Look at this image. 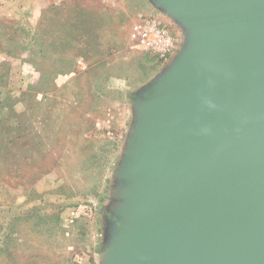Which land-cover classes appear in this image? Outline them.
Returning a JSON list of instances; mask_svg holds the SVG:
<instances>
[{"label": "rangeland", "instance_id": "1", "mask_svg": "<svg viewBox=\"0 0 264 264\" xmlns=\"http://www.w3.org/2000/svg\"><path fill=\"white\" fill-rule=\"evenodd\" d=\"M52 9L57 38L40 44ZM186 37L151 0H0V105L14 111L5 127L21 126L12 155L0 148V247L17 231L21 245L0 264H106L136 100Z\"/></svg>", "mask_w": 264, "mask_h": 264}, {"label": "water", "instance_id": "2", "mask_svg": "<svg viewBox=\"0 0 264 264\" xmlns=\"http://www.w3.org/2000/svg\"><path fill=\"white\" fill-rule=\"evenodd\" d=\"M187 33L136 100L106 264H264V0H151Z\"/></svg>", "mask_w": 264, "mask_h": 264}, {"label": "trees", "instance_id": "3", "mask_svg": "<svg viewBox=\"0 0 264 264\" xmlns=\"http://www.w3.org/2000/svg\"><path fill=\"white\" fill-rule=\"evenodd\" d=\"M50 11L51 10H49V12ZM45 13L46 12L43 10V12L41 14V18L44 20L43 23H42V26L44 27L42 30H44V31H40V34L41 35L39 37L37 36V39H40V44H42V40L44 39V40H46V43L48 45H50L57 38L56 27L59 26L60 24L58 25L57 21L52 20L53 19V15H54V9H52L51 14H50L51 16L48 17V18H45L44 17L45 16ZM45 20H46V22H45ZM14 27H15V25L14 24H11V26L8 27V29L12 30ZM13 32H15V31H13ZM14 36L16 37L15 34H14ZM15 37H14V40H15ZM62 39H63L62 40V44L63 45H66V43H68L67 42L66 35H64ZM0 53L3 54V52H0ZM37 53H40V52L33 51V55H35ZM54 54L55 53H53L51 51L50 52L48 51V52H45V53L43 52L42 53V56H44V57H42V58L43 59L44 58L48 59V58H50V56H53ZM66 54H68V53H66L65 51H63L62 56H65ZM7 68L8 67L6 66L5 63H3L0 66V82L1 81L4 82L3 77H5L6 72H8L7 71ZM46 79L47 80L50 79V76L49 75L48 76L46 75ZM54 87H56V86L53 84V85L49 86V89H52ZM3 108H6L7 109L6 112L8 114L7 116H9V119L14 117L13 116L14 111L11 110L10 106L7 107V105L6 106L0 105V124H1L0 125V144H2L3 142H5L7 144V145L6 144L0 145L1 146L0 148L2 149L1 150L2 153H6L5 151L7 149L8 152H9L8 155L9 154L12 155L11 149L9 148V146H10L9 143H11V141L12 142H19V140L21 139V126H20L19 123H17V124H15V126L11 125L10 127H5L6 126L5 124L8 121V118H7V116H6V118H3V115H2L3 114L2 110H4ZM40 145L42 146V143H40ZM48 150L49 149H43L42 148V151L45 154L48 152ZM6 163H8V162H6ZM8 165L9 166H13L14 165V167H13L14 172H18V176H19V174H21V168H18L19 166H16V164H11V163L10 164L8 163ZM30 169H32V168H30ZM44 169L45 168H39L38 169L40 171V174H44V173H47L48 172V170L45 172ZM21 176H22V174H21ZM27 216L28 215H21L20 214L17 220L18 221L24 220V219L27 218ZM30 217H35V216L33 215V216H30ZM12 224H14V227L17 226L16 223H14V222ZM11 231L13 232V230H11ZM17 234H19L18 231H17V233H16L15 236H12V233L11 234L9 233V235L6 236V242L4 243V246L3 247H0V254H4V253H8L9 254L10 253V255H11L12 252H15V251H17V249H19V246L21 245V241H20V237Z\"/></svg>", "mask_w": 264, "mask_h": 264}, {"label": "crops", "instance_id": "4", "mask_svg": "<svg viewBox=\"0 0 264 264\" xmlns=\"http://www.w3.org/2000/svg\"><path fill=\"white\" fill-rule=\"evenodd\" d=\"M73 1V0H72ZM54 48H56V49H60V47H57V46H54ZM58 54H63V51H60ZM18 191H20V192H23V190H22V187H19V189H18ZM11 193V191L9 192V196L11 195L10 194ZM24 197H25V195H24ZM26 198V197H25ZM27 199V198H26ZM24 203V202H23ZM34 209V208H33ZM25 215V214H24ZM10 227H8L10 230H11V224L9 225ZM17 227L15 226L14 227V225H13V229H16Z\"/></svg>", "mask_w": 264, "mask_h": 264}, {"label": "built area", "instance_id": "5", "mask_svg": "<svg viewBox=\"0 0 264 264\" xmlns=\"http://www.w3.org/2000/svg\"><path fill=\"white\" fill-rule=\"evenodd\" d=\"M143 41V40H142Z\"/></svg>", "mask_w": 264, "mask_h": 264}]
</instances>
